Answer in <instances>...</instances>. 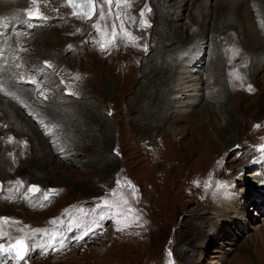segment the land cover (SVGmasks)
Returning <instances> with one entry per match:
<instances>
[{"label": "rangeland", "instance_id": "obj_1", "mask_svg": "<svg viewBox=\"0 0 264 264\" xmlns=\"http://www.w3.org/2000/svg\"><path fill=\"white\" fill-rule=\"evenodd\" d=\"M151 3H121L116 17L106 13V7L113 10V5L94 0V14L85 19L82 14L73 15L74 10L80 11L68 0L26 2L22 13L28 15L32 10V18H42L39 27H35H48L42 30L48 33L39 38L34 36L38 32H33L28 36L26 53L20 58L19 52L15 54L20 60L16 75L11 74L12 87L16 85L12 89L22 98L24 90H28L29 96H38L44 102L41 112L47 114L54 108L51 102L60 101L62 113L65 112L62 122H57L59 130L55 123L43 134L48 141L55 129L59 146L65 147L68 156L64 158V154L55 152L56 155H50L49 151L41 173H35L29 169L33 161L23 150L29 147L28 143L19 146L21 155L5 152L4 160L9 165L0 168V218L7 219H0V243L8 245L18 237L28 236L30 251L20 262L5 254L0 257V264H264V242L255 233L264 224V196L247 193L244 207L248 214L241 219L239 211L236 220L224 224L227 210L219 209H226L220 197L225 194V187H218L236 180L237 192L247 181L237 179L259 168V162L264 165V153L260 151L264 145V91L259 80L263 72L256 76L252 91L244 93L246 97L229 100L241 115L233 116L232 136L222 147H218L213 125H208L200 139L193 137V142H189V134L180 148H163L159 143L172 137L166 134L173 129V119L161 125L156 137L150 136V143L140 144V138L149 136H142L135 122L152 108L142 109L143 103L139 101L140 109L135 102L131 110L130 98L136 86L133 82L124 92L123 85L113 84L112 79L121 68L109 72L107 59L119 54L115 50L118 52L124 46L125 36L138 30L148 35L150 22L155 23L157 18ZM30 5L33 7L29 8ZM101 8L105 13L103 19ZM107 16L113 20L117 33L111 44L108 42L113 41V27L106 25ZM71 21L74 24L67 26ZM121 23L127 34L122 32ZM64 28L68 34L58 40L62 49L54 53L50 45L57 46L53 38ZM102 43L106 45L103 50ZM130 47L126 46L124 51ZM60 51L62 55L58 56ZM106 56V60L102 59ZM98 58L105 61L102 66L107 69L97 70L96 65L101 63L95 61ZM142 61L137 55L136 67L130 70L134 80L142 76ZM40 89L43 91L39 92ZM24 100L29 101L27 119L43 116L35 111L39 107L34 108L28 97ZM31 186L38 191L29 192ZM214 205L217 210H213ZM53 220L56 225L50 223ZM53 228L66 237L63 248L57 245L54 251L32 247L45 239L43 234L33 233L34 229Z\"/></svg>", "mask_w": 264, "mask_h": 264}, {"label": "bare ground", "instance_id": "obj_2", "mask_svg": "<svg viewBox=\"0 0 264 264\" xmlns=\"http://www.w3.org/2000/svg\"><path fill=\"white\" fill-rule=\"evenodd\" d=\"M28 1L0 0V168L9 165L4 160L5 152L12 151L10 156L21 155L19 146L28 143L29 147L26 149L21 147L33 161V165L30 162L28 167L35 173H41L44 157L49 151L50 155L57 153V155L64 154V158L68 156L65 147L59 146L55 129L49 135L48 141L43 134L47 128L51 129L48 126L53 127L55 123L62 122L65 111L62 113L60 101L57 99L51 102L54 108L52 107L51 111L46 110L49 111L48 114L41 112L44 102L30 93L33 99L28 95V90H24L23 95L33 102L34 108L39 107L35 111L43 113V116H38L40 118L35 115L27 119L26 117H30L27 111L29 101L26 102L25 97L17 96L12 89L16 85L13 83L15 86L12 87L11 74L14 76L17 61L20 60L15 58L17 57L15 54L19 52L20 58L26 53L28 36L30 37L33 32H38L34 36L39 38L48 33V31H42L47 30L48 27L41 29L35 27L42 18L36 19L35 16L32 18L22 13ZM151 1L153 6L151 9L155 11L157 18L155 23L150 22L149 29H151L148 35H143L139 30L133 35H127L124 46L118 52L113 49L119 54L112 56L111 59L108 56L102 57L105 60L108 58L109 72L112 68L113 71L121 68L119 75L112 79L113 84L123 85L126 92L134 82L136 89L130 98V106H133L131 110L135 102L136 107L140 109L139 101L143 103L142 109L143 107L152 108L141 120L135 122L142 136L144 134L149 136L140 138L142 141L140 144L150 143V136L156 137L161 125H166L173 119V129L166 134H172V137L159 143L163 148H180L183 146L185 136L189 134L191 135L189 142H193L194 138L200 139L204 136V130L208 125H213L212 130L217 135L218 147H222L232 136L230 132L235 124L233 116L241 115L236 112V106L233 108L229 104V100L237 101L239 98L246 97L244 93L248 94L252 91L256 85V76L260 72H263L259 80L264 91V0ZM32 5L29 8L33 7ZM111 7L113 10L106 7V13L111 12L113 16L118 17L116 8L119 6L116 0L112 2ZM107 20L109 23L106 25L113 27V20L109 16ZM73 24L74 21H71L67 26ZM101 25L110 36L109 30L104 28L105 24L101 23ZM65 34H68L67 29L62 30L56 39L52 37L53 43L57 44L55 48L50 45L54 53L61 48L58 40ZM187 44L189 46L183 49ZM126 46H131L128 49L129 52L124 51ZM39 47L41 49L39 52L42 53V46L39 45ZM57 55L61 56L62 52L60 51ZM137 55L143 59L140 64L142 73L140 80H134L133 73L130 71L131 68L136 67ZM99 58L95 61L101 63L96 67L98 71L101 69L103 71L107 69L102 66L105 61ZM97 78L101 80L100 75ZM243 85H245L244 88H241ZM42 91L40 89L39 92ZM20 112L22 115H19ZM58 123L55 126L57 130L60 128ZM10 135L12 138H9ZM154 144L157 146V141ZM155 159L157 160V155ZM256 166L259 168L245 174L243 179H237L238 181L247 180L239 191H234L236 180L224 183L225 194L220 197H223L226 209H219L227 210L223 219L224 224L236 220L239 211L241 219L248 214L244 207L247 193L251 192L253 196L254 194L264 196V165L259 162ZM213 210H217V205H214ZM255 215L258 216L257 213ZM262 226L261 229L256 228L255 233L259 240L264 242V224ZM216 228L219 229V227Z\"/></svg>", "mask_w": 264, "mask_h": 264}, {"label": "snow or ice", "instance_id": "obj_3", "mask_svg": "<svg viewBox=\"0 0 264 264\" xmlns=\"http://www.w3.org/2000/svg\"><path fill=\"white\" fill-rule=\"evenodd\" d=\"M113 0H105V3L109 4L111 6ZM117 5L119 6L121 3L129 6L131 0H116ZM68 4L71 5L74 9L79 8L81 9L82 15L85 19L91 18V16L94 14L93 7H94V0H68ZM81 12H75L74 15L80 16ZM29 16H32V12L29 11ZM143 15V13H141ZM105 17V13L103 11V8H101V19ZM134 20L135 18L132 17ZM141 23H145L144 21H141ZM94 28L97 27V25H93ZM121 30L122 32L126 33V30L123 27V23H121ZM113 41H109L108 43L111 44L114 42L115 37L117 36V33L115 31V25H113ZM106 47L105 44H101V49L103 50ZM260 151L264 153V145L260 146ZM17 183H20V181H17ZM119 183V182H118ZM223 184H219L218 187H223ZM29 192H35L38 191V188L36 186H31L28 189ZM115 192V190H113ZM105 204L108 202L105 200ZM131 211V209H129ZM3 220H6L7 218H0ZM53 225L57 224L56 220L50 221ZM67 230H71V225L67 226ZM89 230H91L89 228ZM33 233H41L44 235L45 239L41 245H33L32 247L35 248L37 246L45 248V249H52L57 250L56 246L59 245L60 248L64 247L65 239L66 237L62 235L56 228L53 229H34ZM28 236L25 237H18L15 239L14 242L9 243L8 245H5L3 243H0V257H3L5 254L11 259L15 260L17 262L24 261L28 252L30 251L29 245L27 243ZM82 238V237H77Z\"/></svg>", "mask_w": 264, "mask_h": 264}, {"label": "water", "instance_id": "obj_4", "mask_svg": "<svg viewBox=\"0 0 264 264\" xmlns=\"http://www.w3.org/2000/svg\"><path fill=\"white\" fill-rule=\"evenodd\" d=\"M79 9V8H78ZM79 11L81 12V9H79ZM81 14H82V12H81ZM83 16V15H82Z\"/></svg>", "mask_w": 264, "mask_h": 264}]
</instances>
